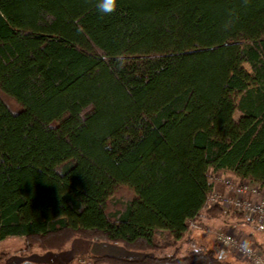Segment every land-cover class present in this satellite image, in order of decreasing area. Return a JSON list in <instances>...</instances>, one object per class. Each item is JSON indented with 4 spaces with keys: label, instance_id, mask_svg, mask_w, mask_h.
Masks as SVG:
<instances>
[{
    "label": "trees",
    "instance_id": "obj_1",
    "mask_svg": "<svg viewBox=\"0 0 264 264\" xmlns=\"http://www.w3.org/2000/svg\"><path fill=\"white\" fill-rule=\"evenodd\" d=\"M98 3L0 0V240L140 255L77 264H229L213 238L180 244L189 222L252 223L206 196L209 172L264 187V0Z\"/></svg>",
    "mask_w": 264,
    "mask_h": 264
},
{
    "label": "rangeland",
    "instance_id": "obj_2",
    "mask_svg": "<svg viewBox=\"0 0 264 264\" xmlns=\"http://www.w3.org/2000/svg\"><path fill=\"white\" fill-rule=\"evenodd\" d=\"M224 177H228L235 183H238L236 179L229 173H211L209 172V181L213 183L212 191L216 193H223L225 191V188L223 186L222 180ZM222 184V185H221ZM256 185L255 183H253ZM208 221L204 222L200 227L202 229L206 230H217V228H221L222 225H212L210 222L206 224ZM240 225H247L249 228L253 229L254 228V223H249L245 224L243 221L242 223H239ZM203 225H206V227H203ZM189 226V225H188ZM258 226V225H257ZM259 227H264L263 225H260ZM258 227V228H259ZM190 241L191 242H184L180 244V253L185 254L189 250L193 249L195 246L200 245V244H205V245H210L213 244V237L204 232L201 229H193L190 228ZM218 231H223V230H218ZM226 232L227 231H223ZM229 234L233 235V233L228 232ZM236 237V236H234ZM75 241V240H74ZM81 242H84L80 240ZM22 243H23V238L21 237H11V238H6L4 240H0V253H5L8 254L9 256L4 259L3 261H0V264H54L56 263H66L70 261L71 259L75 260L74 264H77V262L81 261L79 257H86L89 254H95V255H115V256H133V257H140V255L127 252L124 250L121 246L119 245H114V244H93L91 249L86 248L85 249V244H72L68 249H66L64 252L59 253V254H53V253H43L39 250L33 251L29 254H23L21 255L19 251L22 249ZM85 243V242H84ZM250 244V243H249ZM251 246L254 247L253 244H250ZM255 248V247H254ZM224 249V248H223ZM171 249H166L162 251L158 255H163V254H169L171 253ZM91 252V253H90ZM232 254V253H231ZM234 255V254H232ZM235 256V255H234ZM62 259V261H59V259ZM58 259V260H56Z\"/></svg>",
    "mask_w": 264,
    "mask_h": 264
},
{
    "label": "built area",
    "instance_id": "obj_3",
    "mask_svg": "<svg viewBox=\"0 0 264 264\" xmlns=\"http://www.w3.org/2000/svg\"><path fill=\"white\" fill-rule=\"evenodd\" d=\"M222 180L225 191L223 193L211 192L206 196L208 207L219 206L225 212L243 214L249 222L256 225L264 224V187L261 189L249 181L235 183L228 177ZM190 228L202 229L192 222ZM204 232L213 237L216 243L224 249H228L235 257L243 259L247 264H264V256L248 242L238 239L228 232L218 230H206ZM247 243L250 252H244L242 246Z\"/></svg>",
    "mask_w": 264,
    "mask_h": 264
},
{
    "label": "crops",
    "instance_id": "obj_4",
    "mask_svg": "<svg viewBox=\"0 0 264 264\" xmlns=\"http://www.w3.org/2000/svg\"><path fill=\"white\" fill-rule=\"evenodd\" d=\"M210 182V181H209ZM211 183V182H210ZM212 187L213 183H211ZM222 185V184H221ZM208 221V220H207ZM206 222V221H204ZM211 223L212 225H222L221 228H217V230H223V231H227V232H231L234 234V236H236L238 239L246 241L250 244H253L254 247L263 254L264 256V227H257V225H254V228L251 229L249 228L247 225H240L237 222H235V220H233L232 218H230V216H225L222 219H218V220H210L208 221L206 224ZM203 227H206V225H203ZM85 242V243H84ZM81 242L80 240H75L72 242V244H81L82 243L85 244V249L89 247V249H91V246L88 242L84 241ZM93 246V245H92ZM46 253V252H43ZM54 254V253H53ZM227 256H229L231 258V261H233L234 263L237 264H247V262L243 259H239L237 257H235L232 254H227ZM58 260V259H56ZM59 261H62V259L60 258ZM54 264H65L63 263H54Z\"/></svg>",
    "mask_w": 264,
    "mask_h": 264
},
{
    "label": "clouds",
    "instance_id": "obj_5",
    "mask_svg": "<svg viewBox=\"0 0 264 264\" xmlns=\"http://www.w3.org/2000/svg\"><path fill=\"white\" fill-rule=\"evenodd\" d=\"M98 9L106 14H110L116 10L117 7V0H99V3L97 5ZM242 249L244 252H250V248L248 247L247 243H245L242 246ZM219 260L228 261L229 264H231V258L227 256V254L224 255H218L217 257Z\"/></svg>",
    "mask_w": 264,
    "mask_h": 264
}]
</instances>
